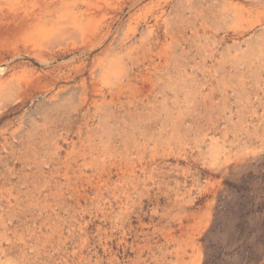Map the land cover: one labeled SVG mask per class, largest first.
Listing matches in <instances>:
<instances>
[{"label":"rangeland","instance_id":"374dc122","mask_svg":"<svg viewBox=\"0 0 264 264\" xmlns=\"http://www.w3.org/2000/svg\"><path fill=\"white\" fill-rule=\"evenodd\" d=\"M0 264H264V0H0Z\"/></svg>","mask_w":264,"mask_h":264},{"label":"bare ground","instance_id":"6f19581e","mask_svg":"<svg viewBox=\"0 0 264 264\" xmlns=\"http://www.w3.org/2000/svg\"><path fill=\"white\" fill-rule=\"evenodd\" d=\"M2 73H4V66L0 65V76L2 75Z\"/></svg>","mask_w":264,"mask_h":264}]
</instances>
